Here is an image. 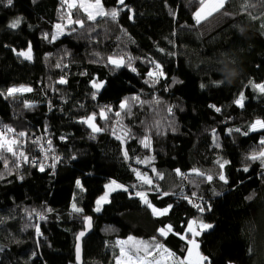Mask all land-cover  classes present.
Segmentation results:
<instances>
[{"label": "trees", "instance_id": "1", "mask_svg": "<svg viewBox=\"0 0 264 264\" xmlns=\"http://www.w3.org/2000/svg\"><path fill=\"white\" fill-rule=\"evenodd\" d=\"M101 2L106 11H118L115 20H85L84 28L72 24L54 40L55 25L68 22L62 0L0 2V131L15 129L9 137L26 133L17 138L28 158L17 167L15 157L0 153L8 158L7 169L0 161V264H76L84 217L94 219V232L84 241L83 264H116V242L129 236L155 237L184 260L192 221L196 231L201 222L212 225L195 237L206 264H264V165L245 159L260 147L264 130L243 135L255 120H264V93L250 84L264 83V0H243L247 11L242 0H229L200 24L194 20L198 0ZM17 18L20 26L9 28ZM73 18L85 14L72 9ZM29 46L32 60L18 55ZM222 53L236 56L244 69L230 86L218 83ZM109 57H124V65L117 67ZM155 64L167 78L153 84L147 74ZM62 78L67 82L59 83ZM94 81L103 87L97 90ZM13 87L32 90L7 95ZM241 92L243 108L234 103ZM136 96L144 103L134 101ZM125 99L128 114L120 109ZM101 108L112 109L110 119L97 115L102 131L93 133L81 121ZM125 129L128 135L117 139ZM145 135L148 148L141 143ZM218 160L229 163L220 169ZM193 169L213 180L194 176ZM134 170L153 184H142ZM221 172L227 183L219 180ZM112 181L128 191L116 190L96 213V201ZM137 191L159 210L171 206L169 212L154 216L135 197ZM73 203L83 211L74 212ZM168 225L172 231L160 236L158 229Z\"/></svg>", "mask_w": 264, "mask_h": 264}, {"label": "snow or ice", "instance_id": "2", "mask_svg": "<svg viewBox=\"0 0 264 264\" xmlns=\"http://www.w3.org/2000/svg\"><path fill=\"white\" fill-rule=\"evenodd\" d=\"M0 2H3V0H0ZM119 4L123 5L124 0H118ZM64 3L67 4L68 7V22L71 24H77L81 28H84L85 26V20L87 21H92L95 22L97 18H110L112 20H115L118 16V11L116 9L108 10L106 11L101 3V0H80L79 4L76 3V0H64ZM199 3V8L194 14V19L196 24H200L202 21L207 20L209 17H211L214 13L220 12L222 9L225 8V5L229 3V0H198ZM7 6H11L13 4V0H6ZM243 10L247 11L249 5L246 3H243ZM76 9L77 11H83L85 14L84 19H76L72 20V9ZM225 15L228 13L225 12ZM251 15V14H250ZM255 19L256 17H252ZM22 22V18H17L13 20L8 27L11 29H16L20 26ZM56 29L58 30L56 35L61 34L63 26L61 24L55 25ZM75 30V29H73ZM56 35L52 37V39H56ZM48 38V34H45V39ZM163 51V50H162ZM18 55L22 56L24 59L31 60L32 55H31V46H29L28 50L26 52H19ZM109 61L116 65L117 67H120L124 65V57H120L119 59H114L112 57H109ZM129 63H130V58H129ZM60 65L57 64V67ZM135 71V69H132ZM148 77L150 78L151 82L153 84L159 83V80L161 78H167L165 76V73L161 66L159 64L154 65V70L148 72ZM67 81L64 80L63 78L59 81V83L63 84L66 83ZM174 83L179 82V81H173ZM251 86L259 91L260 93H264V83H252L250 82ZM93 87L99 90L100 88L103 87L102 83H96L95 81L93 82ZM201 87H205L203 84ZM31 88H11L8 90L7 95L11 96L17 92L20 91H31ZM95 98V96H93ZM134 101L139 102L140 104H143L144 101L140 100L139 96L133 97L132 98ZM244 100L245 96L244 93L241 92L238 96V98L234 101L236 105L239 107L243 108L244 107ZM155 104H159V100L153 101ZM210 107L214 108L215 111L220 112L221 109L216 107L215 105H210ZM120 109L125 111V114H128L130 112V107H129V101L125 99L124 101L121 102L120 104ZM112 112L111 108H101L99 113L93 112L91 115L86 117L82 123H85L88 125V127L92 130L93 133H98L102 131V129L95 123V120L97 119V115L99 116L100 119L108 121L110 119L109 113ZM167 112L169 114L172 113V108L169 107L167 108ZM115 117H120L121 112L117 111L114 113ZM119 123V121H117ZM155 127L159 128V124L154 125ZM264 130V120L262 119H257L253 123H251L248 126V129L243 132V135H248L249 132H257ZM233 131L240 132L241 130L239 128L237 129H228L229 134H231ZM7 133H15V129L12 128H6L5 131H0V153H10L12 157H15L16 159L13 161V164H15L17 167H19V163L21 160L24 162L28 161L27 156H25L24 152L20 150L22 148V140L18 139L23 138L26 136V133L20 132L17 133L15 136L9 137ZM113 134L115 135V130L113 129ZM128 135L127 130H123V135L122 136H117V139L123 140L125 136ZM216 133L213 130V137L215 138ZM35 143V141H34ZM141 143L145 148H148L150 146V136L145 135L144 138L141 140ZM49 147L51 146V141H48ZM259 145L260 147L258 150H255L251 152L250 155L246 156V160L250 161H259L261 165H264V136H262L259 140ZM43 147V146H42ZM47 156V153H45ZM123 155L125 158H128V152L127 150H124ZM58 159V158H56ZM0 161H3V166L4 168H8V158L2 154H0ZM137 163H148L149 161L145 160H139L137 159ZM229 163L228 161H223L221 162L220 160L217 161V164L219 165L220 169H223L225 165ZM55 165L53 164L52 167ZM40 170L44 171L43 166H40ZM135 171V174L139 180H141L142 184H147V185H152L153 181L150 177L140 173L139 171ZM152 171H156L155 169H152ZM243 171L247 172L248 167L245 166L243 168ZM176 174L181 178V180L187 179V176L183 173L180 172L179 169L176 170ZM160 179H163V176L161 174H157ZM193 175L202 177L206 179L207 181H212L213 176L211 174H206L205 172L200 171L199 169H193ZM2 178V177H0ZM22 178V177H21ZM219 180L224 181L227 183V178L225 175L221 172L219 173L218 176ZM76 185L78 188L83 190V185L79 180L76 181ZM135 187V186H133ZM106 188L109 189V192L114 191L116 188H122L124 191H128L127 188H125L123 185H119L116 183V181H112L110 184L106 185ZM169 193H163V195H168ZM108 195L109 193H105V195L101 196L97 201H96V207L95 211L99 212L101 211V205L103 203H107L108 201ZM135 197H138L144 205H146L149 209H151V212L154 216H159V215H166L168 211L170 210L171 206H168V208H165L163 210L157 209L155 206L151 204V202L147 199V195L144 191H137L135 192ZM219 195V193H217ZM187 199V197H185ZM251 198V197H250ZM191 202V201H190ZM198 207L199 211L203 212L205 210L204 207L200 205H195ZM72 209L74 212L80 213L83 211V209L78 208L75 203L72 204ZM43 218V217H41ZM84 219L88 222L89 226L91 224V217H84ZM196 224V221H192L188 225V233H191V238H187V236H182V239L187 238V243L191 245V248L186 249L188 252V257L189 259L186 261H177V264H205V262L208 260L207 257L203 256L202 254L199 253V244L196 242L195 237L199 236L202 231L206 229H210L212 225L210 224H204L200 223L199 224V229L200 231H196L193 229L192 225ZM39 231V229H37ZM172 228L171 225L166 226L165 228H160L158 229V232L160 236H165L168 232H171ZM81 236L84 235L83 232L80 233ZM117 245L120 248L119 254L116 257V264H168V261L171 260L174 257V253L170 252L167 248L164 247L163 244L158 243L156 241V238L153 237L152 240L150 241H144V240H137L132 236H129L127 240H121L116 242ZM195 254V260H192L193 255Z\"/></svg>", "mask_w": 264, "mask_h": 264}, {"label": "clouds", "instance_id": "3", "mask_svg": "<svg viewBox=\"0 0 264 264\" xmlns=\"http://www.w3.org/2000/svg\"><path fill=\"white\" fill-rule=\"evenodd\" d=\"M246 31L247 29L243 26L238 28V32L241 36H245ZM220 63H222L223 66L219 72L222 76V80L218 82L219 84H227L230 86L243 74L244 69L242 62L234 55L222 53Z\"/></svg>", "mask_w": 264, "mask_h": 264}, {"label": "rangeland", "instance_id": "4", "mask_svg": "<svg viewBox=\"0 0 264 264\" xmlns=\"http://www.w3.org/2000/svg\"><path fill=\"white\" fill-rule=\"evenodd\" d=\"M79 2H80V0H76V3L77 4H79ZM93 2H94V0H93ZM102 3V2H101ZM103 5V4H102ZM75 9V8H74ZM83 12V11H82ZM99 18V17H98ZM97 18V19H98ZM72 20H75L74 18L72 19ZM195 20V19H194ZM203 22V21H202ZM72 24L71 23H69V22H67V24L65 25H62L63 26V28H62V31H61V34H59V35H56V39H58V38H61V37H63L64 35H66V34H68L69 33V31L67 30V27H69V26H71ZM57 32H58V30H57ZM57 32H56V34H57ZM23 52H26V51H23ZM31 55H32V51H31ZM22 57V56H21ZM23 58V57H22ZM27 60V59H26ZM32 60V59H31ZM13 88H16V87H13ZM21 88H24V87H21ZM25 89H27V88H25ZM20 92H28V91H20ZM262 131V130H261ZM110 184V183H109ZM119 188H116L114 191H111V192H109V189L108 188H106V191H105V193L107 192V193H109V195H108V201H110V198H111V195L116 191V190H118ZM105 193H104V195H105ZM109 202H107V203H103L102 205H101V211H102V209H103V207L106 205V204H108ZM97 206V205H96ZM101 211H99V212H96V213H100ZM169 212V211H168ZM162 216H164V215H159V216H156V217H162ZM200 224V223H199ZM199 224L196 226L197 228H198V230H200L199 229ZM207 230H209V229H206V230H204V231H207ZM198 243V242H197ZM199 244V243H198ZM119 247V246H118ZM190 248H191V245H190ZM120 249V248H119ZM198 251H199V253L201 254V252H200V246H199V249H198ZM189 259V257H188V253H187V255H186V257H185V259L184 260H179V259H177L176 257H173L171 260H169L168 261V264H177V261H186V260H188ZM192 260H195V254L193 255V257H192ZM205 264H206V262H205Z\"/></svg>", "mask_w": 264, "mask_h": 264}, {"label": "water", "instance_id": "5", "mask_svg": "<svg viewBox=\"0 0 264 264\" xmlns=\"http://www.w3.org/2000/svg\"><path fill=\"white\" fill-rule=\"evenodd\" d=\"M83 232L84 235L81 236L80 233ZM76 238V246H75V259L77 264H83L84 262V241L89 238L94 232V222L91 219V224L89 226L86 221L84 230L81 231Z\"/></svg>", "mask_w": 264, "mask_h": 264}, {"label": "bare ground", "instance_id": "6", "mask_svg": "<svg viewBox=\"0 0 264 264\" xmlns=\"http://www.w3.org/2000/svg\"><path fill=\"white\" fill-rule=\"evenodd\" d=\"M91 219H93V218H91ZM93 222H94V219H93ZM85 223H86V221H85ZM84 226H85V224H84ZM83 230H84V229H83ZM83 230H82V231H83ZM80 232H81V231H80ZM80 232H79V233H80ZM79 233H78V234H79ZM77 236H78V235H77ZM76 238H77V237H76ZM75 246H76V245H75ZM75 261H76V259H75ZM76 264H77V263H76Z\"/></svg>", "mask_w": 264, "mask_h": 264}, {"label": "built area", "instance_id": "7", "mask_svg": "<svg viewBox=\"0 0 264 264\" xmlns=\"http://www.w3.org/2000/svg\"><path fill=\"white\" fill-rule=\"evenodd\" d=\"M62 3H64V0H62ZM44 152L43 148H40V152Z\"/></svg>", "mask_w": 264, "mask_h": 264}]
</instances>
